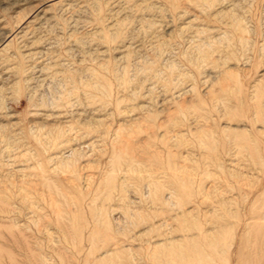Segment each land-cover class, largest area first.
I'll use <instances>...</instances> for the list:
<instances>
[{"label":"rangeland","instance_id":"obj_1","mask_svg":"<svg viewBox=\"0 0 264 264\" xmlns=\"http://www.w3.org/2000/svg\"><path fill=\"white\" fill-rule=\"evenodd\" d=\"M0 264H264V0H0Z\"/></svg>","mask_w":264,"mask_h":264}]
</instances>
